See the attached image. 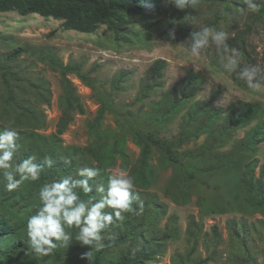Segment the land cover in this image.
Masks as SVG:
<instances>
[{
	"label": "rangeland",
	"instance_id": "374dc122",
	"mask_svg": "<svg viewBox=\"0 0 264 264\" xmlns=\"http://www.w3.org/2000/svg\"><path fill=\"white\" fill-rule=\"evenodd\" d=\"M161 1L163 6L160 14H137L135 23L121 32V38L106 25L100 26L95 34L83 37L79 32L66 31L62 20L39 15L24 17L16 12L0 13V54L24 46H31L38 52L22 57L18 66L25 78L36 80L41 77L49 84L50 105L39 104L29 95L34 106L46 116V127L37 131L42 142L61 144L64 149L71 150L72 154L76 153L86 167H101L109 175L125 171L134 181L133 191L143 194L140 202L154 199L164 206L166 215L160 220L146 215L143 207L136 215L133 214L137 223L145 225L146 236L151 234L155 237L170 229L178 230L175 239H169L161 246L159 256L149 262L142 263L139 260L140 264H174L177 259L187 264L200 261H204L203 264H264V209L253 211L247 207V195L241 186L242 160L225 172L208 176L205 185L189 184L191 199L184 204L181 200H173L167 193L168 189L172 193L177 192L181 181L172 184V169L167 167L163 156L154 148H151L149 157L152 185L147 190L141 187L139 173L143 150L136 141V133L139 131L154 132L161 139L172 140L178 137L186 122L185 111L158 121L156 103L163 99L171 87L191 73L199 74L202 80L200 92L191 102L206 101L212 93H216L218 97L214 105L223 111L241 103H259L264 107V88L253 91L238 83L234 73L224 71L214 44L210 43L206 56H193L189 50L191 33L205 26L224 31L229 38L245 30V23H255L248 43L264 65V21H255V12L249 9L241 12L236 5H232L237 14L236 21L234 17L221 19L224 5L215 3L216 0H197L198 6L189 11L187 15L190 16L186 18L182 16L186 9H178L174 0ZM33 19L39 21L31 22ZM173 27L175 40L168 36V30ZM156 60L166 62L163 74L165 88L145 102L134 103L140 80L151 72ZM61 69L75 87L85 112L75 113L73 122L62 134H58L63 95ZM120 71L130 76L124 75L123 85L117 89L114 78ZM78 73L86 76L93 85L83 82ZM2 91L4 89L0 85V95ZM102 108L106 113L97 132L93 123ZM149 112L157 113L156 123H150V115L147 117ZM249 129L240 128L232 141L226 147L216 150V153L231 151ZM193 131L194 127L189 126L188 132ZM35 139L36 144H39L40 140L37 137ZM204 140L205 136H199L179 151L194 156L202 151ZM117 141L124 144L129 165H122L118 158L114 166L107 168L111 148ZM256 156L262 165L264 142L258 146ZM255 174L259 176V169ZM33 185L30 181H24L15 190L27 194ZM31 207H41L40 201L35 198L29 201L24 208L25 217L30 216ZM10 212L7 206L1 210L6 215ZM12 215L13 212L9 214ZM192 219L196 222L195 227L190 226ZM214 227L217 228L218 236L214 235ZM72 229L66 228V231L72 234ZM189 233L198 235L195 244ZM76 236L72 235L74 244L69 257L57 256L54 251L45 257H39L31 251L29 254L32 260H40L43 264H94L93 256L97 250H92L91 260L84 257V253L91 249L81 245ZM194 246L195 251L191 253ZM120 254V249H113L106 255L105 262L117 260ZM132 263L139 264L137 261Z\"/></svg>",
	"mask_w": 264,
	"mask_h": 264
},
{
	"label": "trees",
	"instance_id": "16d2710c",
	"mask_svg": "<svg viewBox=\"0 0 264 264\" xmlns=\"http://www.w3.org/2000/svg\"><path fill=\"white\" fill-rule=\"evenodd\" d=\"M220 5H224V12L221 19L234 17L237 14L232 9L236 5L240 10L247 11L243 0L227 2L216 0ZM260 3V2H259ZM163 3L161 0H0V13L16 12L21 16L39 15L44 18L62 20L66 31H76L80 34H95L100 26L106 25L118 38L121 32L135 23L137 14H160ZM198 6L196 2V8ZM194 8H187L182 16L189 18V11ZM243 12V11H241ZM191 13V12H190ZM255 21H264V3L255 12ZM256 24L245 23V30L229 37L227 43L230 48L238 50L240 53V67L248 65H258L264 69L263 61L258 60L248 43V38L253 34V26ZM38 51V50H37ZM36 49L31 46L8 50L0 54V85L4 92L0 95V131L5 128H13L20 133L16 141V151L13 162L19 163L23 159L31 156L36 158V163L40 164L42 171L40 178L33 183V189L27 193H19L18 190L8 191L5 187L6 181L0 171V264H43L40 260H32L29 252L26 225L28 218L36 214L40 207H31L30 216H24V208L28 206L32 198L40 200V189L43 185L65 177L82 179L77 176L80 168L86 167L81 158L71 150L64 149L56 142H42L37 131L46 127L45 113L36 108L33 100L39 104L50 105L51 92L49 84L43 78H25L19 70L18 61L30 54L35 55ZM166 62L156 60L151 68V72L144 76L139 83V92L134 103H141L149 100L157 92L165 88L164 71ZM61 87L63 95L61 97V116L58 123V134H62L73 122L74 114H84V107L77 96L73 84L66 77V73L61 69ZM80 79L87 85L92 86V81L86 76L78 73ZM130 74L124 71L118 72L114 78V86L120 89L123 85V76ZM235 80L246 85L243 80ZM202 80L199 74L191 73L180 83L171 87L161 101L156 103L159 119L163 120L173 115H178L185 111L186 122L183 123L182 130L176 139H161L155 136L154 132L139 131L136 133L137 144L142 148V159L140 163L139 181L143 189L147 190L152 185L151 165L149 157L151 148L159 151L165 159L167 167L172 169V184L179 183L177 192L172 193L167 190L173 200H181L184 204L190 202L189 184L205 185V179L212 174L225 172L234 167L235 163L242 160L243 171L241 175V186L247 195V207L253 211L264 209V163L259 164L257 158V148L264 142V107L259 103H241L232 106L226 111L216 108L214 105L218 95L212 93L206 101L191 102L200 92ZM153 112V111H151ZM150 115L151 124L157 122V113ZM106 111L100 109L96 116L93 127L99 132V125ZM194 127L193 132H188V128ZM250 127L244 137L237 142L235 147L227 153H216V150L226 147L233 139L235 132L240 128ZM190 133V134H189ZM205 136L201 147V152L192 156L188 152L179 150L191 140ZM40 140L36 144V139ZM46 157H51L55 163L48 167L43 163ZM121 159L122 165H129V157L124 150V144L120 141L114 143L111 148L110 163L107 168L115 165L117 159ZM99 175L89 181L92 185L103 183L107 187L109 174L101 167L97 168ZM259 169V176L256 177V170ZM18 178V177H17ZM81 199L98 200L100 193L95 189L92 193L84 194L77 189ZM139 200L133 202V209L129 213H123V219L113 218V223L102 233L104 247L93 256L94 264H133V261L149 262L159 256L161 246L169 239H175L178 230L170 229L168 232L158 234L153 237L146 236L145 225L137 223L133 218L140 211V201L143 194L135 192ZM144 213L157 220L163 219L166 215L164 206L157 200H143ZM8 207L12 216L2 214L1 210ZM105 212L114 213L111 208H105ZM135 213V215H133ZM18 220H21L18 222ZM195 220L192 219L190 226L195 227ZM72 235H77L78 228L72 227ZM214 235L218 236L217 228L214 227ZM194 244L198 239L197 234L189 233ZM72 240L68 246L58 242V247L53 251L56 255L69 257L73 249ZM128 245V246H127ZM91 249L90 246H86ZM120 249L121 254L117 260L111 259L105 262V257L112 250ZM191 251L193 253L195 251ZM84 251H87L84 249ZM62 253V254H61ZM141 260V261H139ZM204 261L196 264H203ZM135 264V263H134ZM138 264V263H137ZM174 264H187L184 260L177 259Z\"/></svg>",
	"mask_w": 264,
	"mask_h": 264
},
{
	"label": "clouds",
	"instance_id": "9594fccd",
	"mask_svg": "<svg viewBox=\"0 0 264 264\" xmlns=\"http://www.w3.org/2000/svg\"><path fill=\"white\" fill-rule=\"evenodd\" d=\"M196 2L197 0H174L175 6L180 10L194 8ZM243 2L247 9L257 12L264 0H260V3H257V0ZM168 36L175 40L174 27L168 30ZM227 40L226 32L205 26L191 33L189 50L193 56H206L210 43L214 44L224 71L234 73L237 79L243 80L253 91L264 88V69L258 65L240 67V53L230 48ZM19 135L13 128L0 131V171L8 191L17 189L24 181H37L42 171L34 156L23 159L18 164L13 162ZM43 163L51 167L55 161L46 157ZM98 175L97 168L82 167L77 172V176L82 179L69 176L41 187L39 196L42 206L35 215L28 218L26 225L28 246L32 253L45 257L59 246L58 242L68 246L72 236L66 228L70 227L79 229L76 240L81 245L91 247L90 251L84 253V257L91 260L92 250L98 251L104 247V230L113 223L114 217L122 220L123 213L134 211L133 202L139 200V197L133 192V179L125 171L110 174L107 187L103 183H89ZM77 189L84 194L92 193L95 189L96 193L101 194V198L83 200ZM139 206L142 209L143 202H140ZM105 208L113 209L114 213L105 212Z\"/></svg>",
	"mask_w": 264,
	"mask_h": 264
},
{
	"label": "bare ground",
	"instance_id": "6f19581e",
	"mask_svg": "<svg viewBox=\"0 0 264 264\" xmlns=\"http://www.w3.org/2000/svg\"><path fill=\"white\" fill-rule=\"evenodd\" d=\"M37 16V15H36ZM40 18V17H39ZM23 21V20H22ZM38 22L39 20L37 19H33L31 22ZM70 32H75V31H70ZM83 37L87 36V34H81Z\"/></svg>",
	"mask_w": 264,
	"mask_h": 264
}]
</instances>
